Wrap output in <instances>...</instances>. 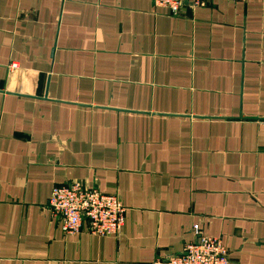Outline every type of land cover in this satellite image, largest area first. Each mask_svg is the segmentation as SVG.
<instances>
[{"label":"crops","instance_id":"0c3cea01","mask_svg":"<svg viewBox=\"0 0 264 264\" xmlns=\"http://www.w3.org/2000/svg\"><path fill=\"white\" fill-rule=\"evenodd\" d=\"M75 181L119 234L63 231ZM196 226L264 264V0H0V264H154Z\"/></svg>","mask_w":264,"mask_h":264},{"label":"built area","instance_id":"2783aa9c","mask_svg":"<svg viewBox=\"0 0 264 264\" xmlns=\"http://www.w3.org/2000/svg\"><path fill=\"white\" fill-rule=\"evenodd\" d=\"M177 14L187 5L197 8L208 0H150ZM48 208L52 216L62 223L66 234L83 230L95 236L117 235L125 224L126 207L118 194H109L80 182L54 187ZM154 264H232L231 254L220 238L202 234L194 229V240L181 254L158 258Z\"/></svg>","mask_w":264,"mask_h":264}]
</instances>
